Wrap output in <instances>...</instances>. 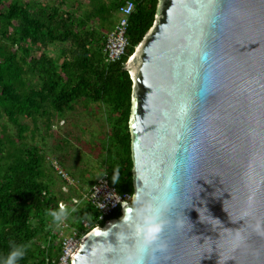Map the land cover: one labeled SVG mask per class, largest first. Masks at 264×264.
<instances>
[{
  "label": "water",
  "instance_id": "obj_1",
  "mask_svg": "<svg viewBox=\"0 0 264 264\" xmlns=\"http://www.w3.org/2000/svg\"><path fill=\"white\" fill-rule=\"evenodd\" d=\"M125 68L134 191L173 198L168 247L145 264H264V0H158ZM131 208L70 264H120Z\"/></svg>",
  "mask_w": 264,
  "mask_h": 264
},
{
  "label": "trees",
  "instance_id": "obj_2",
  "mask_svg": "<svg viewBox=\"0 0 264 264\" xmlns=\"http://www.w3.org/2000/svg\"><path fill=\"white\" fill-rule=\"evenodd\" d=\"M80 1L68 3L71 10L64 12L32 0H0V260L12 244L25 249L17 264H47V254L57 259L59 230L53 229L56 222L50 212L80 195L79 185H69L54 164L77 178L70 171L74 166H66L61 155L49 161L36 145L40 122L47 135L51 120L63 119L83 103L91 117L103 118L104 135L93 146L99 152L98 176L107 173L120 194L134 192L129 130L132 80L125 66L152 27L158 0H134L127 32L129 52L118 63L106 61L103 47L127 0ZM82 5L86 9L77 11ZM12 127L14 132L9 133ZM60 142L65 147L57 150L65 151L70 142L66 138ZM88 176L93 175L89 171L80 175ZM96 215L94 206L85 202L68 221L84 233L82 221L93 222ZM120 215L118 211L108 219Z\"/></svg>",
  "mask_w": 264,
  "mask_h": 264
},
{
  "label": "clouds",
  "instance_id": "obj_3",
  "mask_svg": "<svg viewBox=\"0 0 264 264\" xmlns=\"http://www.w3.org/2000/svg\"><path fill=\"white\" fill-rule=\"evenodd\" d=\"M102 174H107V173H102ZM70 177L75 182V179L71 175ZM117 178L118 177L115 175L112 177V182L114 184L116 183ZM74 186L75 187L77 186L76 182ZM80 195H82V193H80ZM130 195H131L129 197L131 199L130 202H132L131 211L129 213L124 212V215L121 217V221L123 225L131 226L130 230L133 234L134 243L131 246H129L127 243H125L129 239L127 231L125 230L118 231L117 239L119 241V246H121L120 264H145L146 257L149 256V252L153 254L157 252H164L168 247L167 242L162 239L161 234L164 231L165 226L169 224V220L166 219V214L169 211L170 207L172 206L173 198L170 194H166L161 198L147 199L146 198L147 193L140 192L137 190ZM79 196L74 198H79ZM74 198H72L71 203H67L65 201L60 203V204H66L68 207L67 208L68 215L66 217L67 221L69 216L72 214V213L70 214V209L72 207H76V209H78L83 204L81 203L78 206L76 203H74L73 201ZM121 206L113 214L106 216L102 221L107 222L108 220H110L108 218L110 216H113L118 211H120L121 213ZM59 208L60 209L58 211L50 212V215L53 217L54 222H56V225L54 226L53 229H57L59 221H61L62 218L66 215L63 206L60 207L59 205ZM95 211L97 213V215L95 216V221L93 222L88 221L90 224H92V227L85 228L86 231L84 233L80 232L79 229H77L75 226L71 224V222L68 221V223H70L72 228H75L80 232L81 240L92 229L96 227H101L100 225L101 221L100 222L97 221L100 213L97 212L96 209ZM182 226H183L182 222L177 221L176 227L180 228ZM72 228H68L67 232H69ZM58 234L60 235V230ZM49 237H52V235H50ZM24 254H25V249L23 246L12 244L11 251L7 254L5 258L0 260V264H17V261L22 259ZM152 258L155 259L154 255Z\"/></svg>",
  "mask_w": 264,
  "mask_h": 264
},
{
  "label": "rangeland",
  "instance_id": "obj_4",
  "mask_svg": "<svg viewBox=\"0 0 264 264\" xmlns=\"http://www.w3.org/2000/svg\"><path fill=\"white\" fill-rule=\"evenodd\" d=\"M32 1L42 2L46 4V6L60 7L64 12H67V9H70V7L74 5L73 3H77L80 0ZM80 2H82V0ZM80 2L78 4H80ZM68 3L72 5L69 6ZM83 4L85 3L83 2ZM84 6L82 5L77 11L83 12L86 9ZM50 54L52 55L53 52L51 51ZM54 56H57L55 51ZM84 110V104L82 103L79 104L75 110H70L66 113L63 119L57 117L51 120L52 128L47 131V135L44 134L45 128L43 123L40 122L39 132L35 135L36 145L40 146L41 150L46 153L49 161L53 162L54 160L59 159L61 155L60 159L66 166H74L73 170L70 171L77 177L73 178L75 179L77 186L79 185L76 191L80 193L87 192L88 188L93 183L91 181H94L98 177L99 171H97V168L99 170V166L97 160H99V152H97L98 149L93 146L94 143L99 140L101 135H104L101 126L103 118L97 121L95 118L91 117L89 112H85ZM86 110L91 111L90 109H87V107ZM13 132L14 128L12 127L9 130V133ZM63 138H66L70 142L65 149L66 152L64 150L62 152L57 150L59 146L64 149L65 145L60 142ZM88 171L91 172L93 176H88L89 179H83L80 177V175L83 176ZM94 176L96 178H92ZM91 178L94 180H91Z\"/></svg>",
  "mask_w": 264,
  "mask_h": 264
},
{
  "label": "built area",
  "instance_id": "obj_5",
  "mask_svg": "<svg viewBox=\"0 0 264 264\" xmlns=\"http://www.w3.org/2000/svg\"><path fill=\"white\" fill-rule=\"evenodd\" d=\"M135 8L134 0H127L124 5L119 9L120 20L116 27L107 35L103 47V52L108 63H118L127 55L130 43L128 39V27H129V18L133 14ZM55 169L58 174L62 176L69 185H75L74 180L70 175L64 172L59 165L54 164ZM64 192H68V187H63ZM131 195L120 194L110 184L109 177L107 174L100 175L92 186L87 190V192L82 193L81 197L74 198L73 201L78 206L81 203L88 202V204L94 206V208L99 212L97 221H102L106 216L113 214L121 205H124L127 202H130L129 198ZM63 206L65 209L66 215L59 221L57 229L60 230L59 240L61 245V254L56 258L50 259L49 255H46L47 264H70V258L74 253V250L77 248L80 240V232L72 228L70 223H68L66 217L67 205L60 204V207ZM76 207L70 209V214L75 211ZM84 228L92 227L88 221H82ZM68 228H72L67 232ZM51 237H49V241Z\"/></svg>",
  "mask_w": 264,
  "mask_h": 264
},
{
  "label": "crops",
  "instance_id": "obj_6",
  "mask_svg": "<svg viewBox=\"0 0 264 264\" xmlns=\"http://www.w3.org/2000/svg\"><path fill=\"white\" fill-rule=\"evenodd\" d=\"M61 249V248H60Z\"/></svg>",
  "mask_w": 264,
  "mask_h": 264
}]
</instances>
